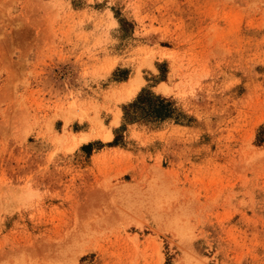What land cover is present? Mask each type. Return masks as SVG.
Listing matches in <instances>:
<instances>
[{"label": "rangeland", "instance_id": "374dc122", "mask_svg": "<svg viewBox=\"0 0 264 264\" xmlns=\"http://www.w3.org/2000/svg\"><path fill=\"white\" fill-rule=\"evenodd\" d=\"M0 264H264V0H0Z\"/></svg>", "mask_w": 264, "mask_h": 264}, {"label": "trees", "instance_id": "16d2710c", "mask_svg": "<svg viewBox=\"0 0 264 264\" xmlns=\"http://www.w3.org/2000/svg\"><path fill=\"white\" fill-rule=\"evenodd\" d=\"M151 108L153 111L160 113L162 109H167L168 106L165 104V98H163L160 95H156L154 92H152L149 89L142 88V90L137 95V98L124 106V114L126 119L130 120L131 122L137 121L136 116H132L133 114L139 115L141 113H146L149 110V105L147 106V103L150 102ZM146 108L148 110H146ZM142 109V110H141ZM142 111V112H140Z\"/></svg>", "mask_w": 264, "mask_h": 264}, {"label": "crops", "instance_id": "0c3cea01", "mask_svg": "<svg viewBox=\"0 0 264 264\" xmlns=\"http://www.w3.org/2000/svg\"><path fill=\"white\" fill-rule=\"evenodd\" d=\"M121 70L122 69H119L118 70V72H121ZM135 75H134V72L133 71H129V73H128V75H127V77H125V76H122V77H116V78H118L117 80L119 81V82H131L132 81V78L134 77ZM162 82V81H161ZM136 95V94H135ZM134 95V96H135ZM133 96V97H134ZM132 97V98H133ZM120 121H121V118H120ZM120 123V122H119ZM90 128H88V127H82L79 131H77V133H79V134H82V133H90ZM112 131H113V134H114V136H115V133H114V129L112 128ZM74 132V131H73ZM113 134L110 132V134H109V136H110V138L109 139H114V136H113ZM98 140H102V139H100V138H89L88 140H86V141H84V142H82V144L78 147V148H82V147H87V146H89L90 145V143H92L93 144V147L95 146L94 145V142H96V141H98ZM111 140V141H112ZM102 141H104V140H102ZM104 142H106V141H104ZM108 142V141H107ZM98 149V146L97 147H94L93 148V151L94 150H97ZM100 150V149H99Z\"/></svg>", "mask_w": 264, "mask_h": 264}, {"label": "bare ground", "instance_id": "6f19581e", "mask_svg": "<svg viewBox=\"0 0 264 264\" xmlns=\"http://www.w3.org/2000/svg\"><path fill=\"white\" fill-rule=\"evenodd\" d=\"M140 88V82L139 80H136V81H133L131 84H130V87L127 88L128 89V97H133L139 90ZM87 137L83 135H81V138H80V141H83V140H86Z\"/></svg>", "mask_w": 264, "mask_h": 264}]
</instances>
